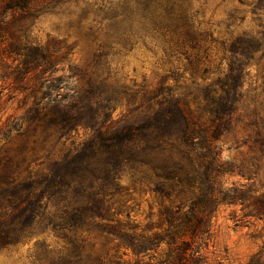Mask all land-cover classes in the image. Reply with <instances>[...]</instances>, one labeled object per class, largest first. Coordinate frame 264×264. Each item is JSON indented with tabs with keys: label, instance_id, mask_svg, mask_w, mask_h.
<instances>
[{
	"label": "trees",
	"instance_id": "trees-1",
	"mask_svg": "<svg viewBox=\"0 0 264 264\" xmlns=\"http://www.w3.org/2000/svg\"><path fill=\"white\" fill-rule=\"evenodd\" d=\"M61 1L0 0V80L9 81L22 109L0 120V140L12 132L20 140L0 152V251L39 227L65 245L56 251L40 243L32 264H130V255L132 264H204L221 206H240L236 223L264 224V191L228 185L226 174L253 178L248 168L235 172L219 151L242 120L252 132L244 144L258 152L255 160L264 159V0H238L257 28L219 43L192 0H101L93 5L104 39L89 73L65 70L68 51L60 41L40 45L29 37L34 12ZM138 44L160 51L161 63L173 67L155 86H127L111 68V50ZM213 44L223 56L209 54ZM252 65L258 83L246 87ZM76 77L84 86L64 93ZM123 102L133 105L131 121L112 118ZM78 128L90 134L75 142L70 134ZM124 173L160 199L157 226L139 228L124 204L115 206L128 190L120 183ZM93 230L115 242L109 258L87 251L82 235Z\"/></svg>",
	"mask_w": 264,
	"mask_h": 264
},
{
	"label": "rangeland",
	"instance_id": "rangeland-1",
	"mask_svg": "<svg viewBox=\"0 0 264 264\" xmlns=\"http://www.w3.org/2000/svg\"><path fill=\"white\" fill-rule=\"evenodd\" d=\"M100 1L64 0L56 5L40 7L28 21L29 37L40 45H45L52 40L60 41L61 46L68 51L63 62L65 70L68 67H74L80 73L93 71V56L98 55L99 45L104 39L103 30L99 28L94 14L96 5H93ZM192 6L195 11H198V19L202 21L203 28L212 34L218 43L229 42L243 31L257 28L249 7L240 4L238 0H192ZM230 14L238 17L237 20L233 21L229 17ZM241 17L242 21L239 20ZM210 49L211 56L224 55L219 45L213 44ZM108 56H113L111 68L127 86L144 83L155 86L161 76L169 74V70L173 69L161 63L160 51L153 53L141 44L119 52L111 50ZM174 66L180 68L179 73L182 72L180 63H174ZM257 68L255 65L248 68L249 76L245 78L246 87L256 85ZM8 82L0 80V120L2 122L9 116L11 121L22 114L18 95L8 88ZM83 86L84 80L78 77L72 78L68 81V89H65L64 93H70L69 89ZM132 107V104L126 102L119 104L113 111L112 118L133 120L136 113L130 112ZM242 111L240 113H243ZM251 133L243 121L238 120L231 133L219 142V151L221 159L233 166L235 172L238 168H248L253 179L248 181L237 174H226L223 180L228 185L231 183L252 185L262 192L264 191V159L255 160L258 152L250 148L249 143L244 144ZM89 134V130L78 128L71 132L70 136L75 142H80ZM19 143L16 133L12 132L8 139L0 140V152L6 148L14 149ZM68 145L69 141L66 142V146ZM120 183L128 190L123 195L115 197V206L124 204V209L130 212L134 223L138 224L139 228L157 226L160 223L159 209L163 205L160 199L146 192L144 188L134 187L129 173H124ZM239 209L240 206H221L212 218V234L208 247L204 249L207 257L204 264H249L250 261L264 264V224L253 218L242 219L236 223L234 216L241 218ZM86 235L88 236L86 249L91 255L105 258L111 256L115 250L114 241L97 230L82 236ZM43 242L56 251L63 249L65 245L62 239L49 230L42 231L37 227L29 240L0 251V264H32L37 247ZM121 252L122 249L119 253ZM126 259L127 257L123 258V260ZM133 261L134 257L130 255V264Z\"/></svg>",
	"mask_w": 264,
	"mask_h": 264
}]
</instances>
